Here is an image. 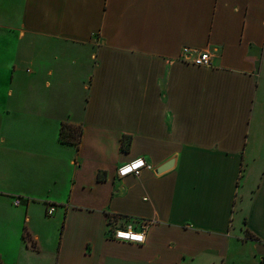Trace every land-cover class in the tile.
Returning a JSON list of instances; mask_svg holds the SVG:
<instances>
[{
  "label": "crops",
  "instance_id": "obj_1",
  "mask_svg": "<svg viewBox=\"0 0 264 264\" xmlns=\"http://www.w3.org/2000/svg\"><path fill=\"white\" fill-rule=\"evenodd\" d=\"M0 214L2 264H264V0H0Z\"/></svg>",
  "mask_w": 264,
  "mask_h": 264
},
{
  "label": "built area",
  "instance_id": "obj_2",
  "mask_svg": "<svg viewBox=\"0 0 264 264\" xmlns=\"http://www.w3.org/2000/svg\"><path fill=\"white\" fill-rule=\"evenodd\" d=\"M192 52L190 49H185L184 54L182 55V59L184 61L192 63V65L196 67H211L212 60L210 57V53L208 51H203L200 53H196L197 55L192 57ZM143 170H154V168L146 162V160L138 158L128 164H123L118 169V176L120 178H127L129 176H139L141 175ZM23 204L22 198H16L14 200V206L20 207ZM56 210V207L52 206L47 210V215L52 216ZM148 229V223L144 222L142 224V228L138 229L134 225H128L125 228H117L113 230L112 235L115 240L133 243L138 245H143L146 242V231Z\"/></svg>",
  "mask_w": 264,
  "mask_h": 264
},
{
  "label": "trees",
  "instance_id": "obj_3",
  "mask_svg": "<svg viewBox=\"0 0 264 264\" xmlns=\"http://www.w3.org/2000/svg\"><path fill=\"white\" fill-rule=\"evenodd\" d=\"M82 129L78 126H72V125H65L60 130V140L62 143L66 144H74L77 145V147L81 143V137H82ZM126 144L125 141L123 143V150H126ZM27 239V237L25 236Z\"/></svg>",
  "mask_w": 264,
  "mask_h": 264
},
{
  "label": "rangeland",
  "instance_id": "obj_4",
  "mask_svg": "<svg viewBox=\"0 0 264 264\" xmlns=\"http://www.w3.org/2000/svg\"><path fill=\"white\" fill-rule=\"evenodd\" d=\"M22 207H23V206H22ZM5 219H6V217H5L3 214H0V226H1L2 224H4ZM3 233H4V229H2V231L0 230V240L3 239ZM23 258H26V256H24ZM0 264H2V261H1V260H0Z\"/></svg>",
  "mask_w": 264,
  "mask_h": 264
},
{
  "label": "water",
  "instance_id": "obj_5",
  "mask_svg": "<svg viewBox=\"0 0 264 264\" xmlns=\"http://www.w3.org/2000/svg\"><path fill=\"white\" fill-rule=\"evenodd\" d=\"M171 166H173V162H172V161L169 162L168 164H166L165 166L160 167V168L156 171V173H157V174H161V173H163L164 171L168 170Z\"/></svg>",
  "mask_w": 264,
  "mask_h": 264
}]
</instances>
